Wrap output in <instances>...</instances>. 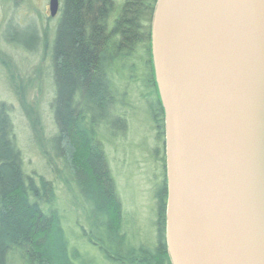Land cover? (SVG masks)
<instances>
[{
	"label": "water",
	"instance_id": "water-1",
	"mask_svg": "<svg viewBox=\"0 0 264 264\" xmlns=\"http://www.w3.org/2000/svg\"><path fill=\"white\" fill-rule=\"evenodd\" d=\"M150 41L172 264H264V0H157Z\"/></svg>",
	"mask_w": 264,
	"mask_h": 264
},
{
	"label": "trees",
	"instance_id": "trees-1",
	"mask_svg": "<svg viewBox=\"0 0 264 264\" xmlns=\"http://www.w3.org/2000/svg\"><path fill=\"white\" fill-rule=\"evenodd\" d=\"M1 1L15 6L20 0ZM156 1L62 0L49 53L55 132L47 139L50 150H43L52 179L23 171L9 107L0 99V264H172L165 188L157 190L154 234H132L101 136L112 126L125 128L118 82L153 79ZM31 38L36 41L35 32ZM33 130L38 133L34 125ZM56 183L78 215L80 238L97 256L70 246Z\"/></svg>",
	"mask_w": 264,
	"mask_h": 264
},
{
	"label": "rangeland",
	"instance_id": "rangeland-1",
	"mask_svg": "<svg viewBox=\"0 0 264 264\" xmlns=\"http://www.w3.org/2000/svg\"><path fill=\"white\" fill-rule=\"evenodd\" d=\"M48 2L20 0L13 6L0 0V99L9 107L23 171L27 175L52 179L43 152L50 150L47 139L55 132L50 108L53 88L49 53L59 10L51 17ZM61 3L59 0V7ZM9 19L14 26L6 24ZM34 32L36 41L31 38ZM118 83L119 91H124L119 99L123 103L121 112L125 128L123 131L116 126L104 129L103 147L128 230L132 234L152 236L155 231L153 193L161 177L160 144L141 95L140 81L123 79ZM33 125L37 134H34ZM56 186V204L63 216L62 225L70 246L97 256L95 249L84 244L79 236L75 224L78 215L72 212L64 188L60 183ZM13 264L18 263L13 260Z\"/></svg>",
	"mask_w": 264,
	"mask_h": 264
},
{
	"label": "flooded vegetation",
	"instance_id": "flooded-vegetation-1",
	"mask_svg": "<svg viewBox=\"0 0 264 264\" xmlns=\"http://www.w3.org/2000/svg\"><path fill=\"white\" fill-rule=\"evenodd\" d=\"M59 12L61 10V6L58 8ZM151 66L153 70V79L150 77L146 84L140 81L141 86L143 87V100L147 104L148 113L151 116V120L154 125V130L156 131L157 141L160 144V163H161V177L159 184L154 190L153 200L155 203V212L157 209L158 203V194L157 190L159 187L165 188V206L166 207V198H167V181H166V157H165V125H164V111L163 106L159 97V92L157 89V84L155 81L152 57L150 59ZM162 156L164 157V164L161 162Z\"/></svg>",
	"mask_w": 264,
	"mask_h": 264
}]
</instances>
